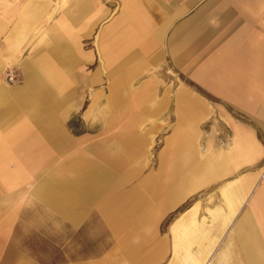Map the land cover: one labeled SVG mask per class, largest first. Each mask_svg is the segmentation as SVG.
<instances>
[{"label": "crops", "instance_id": "1", "mask_svg": "<svg viewBox=\"0 0 264 264\" xmlns=\"http://www.w3.org/2000/svg\"><path fill=\"white\" fill-rule=\"evenodd\" d=\"M191 218L264 264V0H0V264H192Z\"/></svg>", "mask_w": 264, "mask_h": 264}, {"label": "bare ground", "instance_id": "2", "mask_svg": "<svg viewBox=\"0 0 264 264\" xmlns=\"http://www.w3.org/2000/svg\"><path fill=\"white\" fill-rule=\"evenodd\" d=\"M155 71L156 70H153V72H155ZM192 218L188 222H185V220H184L185 218L183 219V221H181V225L183 227V230L186 231L185 235H188L196 227V226H194V221ZM202 229H203L202 237H197V238L194 237V238L188 240L187 244H186L188 247L189 246L192 247L194 245L197 246V251L193 253L194 259H196L198 257L200 258V254H201L200 250H203V249H206L207 247H209L211 245V243L214 241L215 237L217 236V234L219 233V230H220V228H216V227L204 228V225H203ZM183 237H185V236H183Z\"/></svg>", "mask_w": 264, "mask_h": 264}, {"label": "rangeland", "instance_id": "3", "mask_svg": "<svg viewBox=\"0 0 264 264\" xmlns=\"http://www.w3.org/2000/svg\"><path fill=\"white\" fill-rule=\"evenodd\" d=\"M97 49H98V53L101 55V53H102V50L100 49V47H97ZM102 58H101V56H100V60H101ZM101 63H102V61H101ZM155 73H156V71H155ZM154 72L153 73H151V74H155ZM130 101H131V99H130ZM129 101V102H130ZM149 124L148 125H146V126H143V128L144 129H146V130H148L149 131V129H151V128H153L154 127V125H152L153 123H154V120L153 119H150L149 121ZM162 134V133H161ZM159 146H160V141H158L157 140V142H155V143H152V144H150V150L154 153L158 148H159ZM213 200L214 199H210L209 200V202H208V204L207 205H212L214 202H213ZM212 208H214V207H212ZM211 208V209H212ZM209 211H210V208H209ZM210 214H211V211H210ZM209 214V215H210ZM184 216V215H183ZM179 221V220H178ZM177 221V222H178ZM215 220L213 219V222H214ZM203 223H204V220L202 221ZM204 228H210L209 226H207L205 223H204ZM202 230L201 229H199V230H195V231H192V232H190L188 235H186L185 237H182V235H179V233L177 234V238H178V240L181 242V245L183 246V247H186V249H187V241L188 240H190V239H192V238H194V237H196L200 232H201ZM189 236V237H188ZM184 241V242H183ZM214 251H215V249L210 253V255L206 258V260L205 261H203L202 263H200V264H210L211 263V259L213 258V256H214ZM187 252H188V249H187ZM187 257L189 258V259H191V255L189 254V252H188V255H187ZM215 260H216V254H215V256H214V258L212 259V261H214L215 262ZM191 261H192V259H191ZM199 262H193L192 261V264H198Z\"/></svg>", "mask_w": 264, "mask_h": 264}, {"label": "built area", "instance_id": "4", "mask_svg": "<svg viewBox=\"0 0 264 264\" xmlns=\"http://www.w3.org/2000/svg\"><path fill=\"white\" fill-rule=\"evenodd\" d=\"M6 78L9 82H14L17 79L16 73L14 70H10L6 74Z\"/></svg>", "mask_w": 264, "mask_h": 264}]
</instances>
